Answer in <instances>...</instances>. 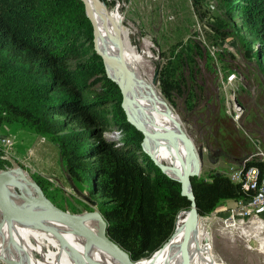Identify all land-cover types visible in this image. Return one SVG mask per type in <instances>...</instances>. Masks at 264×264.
<instances>
[{"label":"rangeland","instance_id":"1","mask_svg":"<svg viewBox=\"0 0 264 264\" xmlns=\"http://www.w3.org/2000/svg\"><path fill=\"white\" fill-rule=\"evenodd\" d=\"M100 1L109 12L117 11L122 16V27L130 32L136 48L142 49L145 42L150 45L148 65L153 68L152 81L159 71L186 84V92L173 102L161 93L159 82L152 85L171 112L179 116L187 138L197 148L198 157L203 149L200 172L193 178L211 181L214 174L228 177L231 167L241 165L236 163V158L245 149L239 144L245 143L251 150L246 133L257 140L249 132V124L264 121V58L258 54L259 42L239 17L232 18L227 13L224 0ZM90 3L103 12L95 3ZM222 33L228 35L224 40ZM81 42L84 56L71 60L68 69L86 73L84 81L88 87L102 91L106 82L94 67L101 62L106 76L114 82L106 62L96 52L90 37L85 36ZM43 84L44 80L35 81L25 73L19 74L14 87L24 108L37 110V97ZM235 102L243 108L239 123L233 118L236 114L233 112L232 116L229 111ZM113 105L118 104H109L110 110ZM135 130L143 136V148L144 135ZM103 138L119 142L122 132L108 128ZM217 151L219 160L213 164L210 157L215 159ZM155 166L164 176L174 178L162 163L165 170ZM16 170L26 174L31 183H37L53 205L70 214L100 212L105 202L91 193L93 173H85L82 180L70 175L55 133L41 132L34 119L15 113L7 103H0V171ZM244 199L223 201L208 216H200V230L208 234L211 250L201 253L199 264H209V259L214 264H264V246L260 245L264 242V228L257 229L264 223V209L253 207ZM186 215L178 216L173 236L178 229H186ZM3 222L4 218L0 217V223ZM257 230L263 232L260 238L256 237ZM3 239L6 246L12 242L9 234L3 233ZM35 242L29 239L31 245ZM43 247L47 253L57 251L55 245L43 244ZM31 254L36 260H42L35 252ZM140 262L144 260L135 264ZM0 264L13 263L0 258Z\"/></svg>","mask_w":264,"mask_h":264},{"label":"trees","instance_id":"2","mask_svg":"<svg viewBox=\"0 0 264 264\" xmlns=\"http://www.w3.org/2000/svg\"><path fill=\"white\" fill-rule=\"evenodd\" d=\"M224 3L227 13L239 17L259 42L258 54L264 58V0ZM85 36L94 42V28L81 0H0V103L34 119L41 132L57 135L72 177L82 180L85 173H93L91 193L105 199L100 213L108 223L109 238L139 262L172 238L179 214L189 211L191 202L182 196L181 185L161 174L144 153L143 136L127 122L121 90L106 76L104 65L94 67L106 82L99 92L85 83L86 73L68 69L71 60L84 56ZM21 73L44 80L35 111L24 108L15 91ZM158 82L172 102L187 90L184 81L165 72ZM115 102L118 105L110 110L108 105ZM108 128L122 132L119 142L103 138ZM239 145L245 149L236 158L241 164L253 147L249 151L245 143ZM252 165L261 164L247 167ZM210 180H191L199 216H208L223 201L246 198L241 185L227 176L214 174Z\"/></svg>","mask_w":264,"mask_h":264},{"label":"bare ground","instance_id":"3","mask_svg":"<svg viewBox=\"0 0 264 264\" xmlns=\"http://www.w3.org/2000/svg\"><path fill=\"white\" fill-rule=\"evenodd\" d=\"M84 1L88 6V14L94 21L97 49L105 58L110 78L122 87L129 117L147 133L144 144L147 153L155 157L158 165L161 163L165 165L167 172L175 179L183 180L187 161L189 172L193 176L199 174L200 157L196 152L195 157L190 159V145L188 138L186 139L188 136L179 116L171 112L160 98L156 87L152 85L153 68L148 65L150 45L145 42L141 46L142 49L136 48L131 40L132 35L123 28L124 25L122 27V16L117 11L109 12L106 7H100L113 21L112 24L103 12L90 3L93 0ZM124 69L127 70L128 77L123 81ZM2 174V189L13 206L32 211L46 210L38 188L29 181L26 174L20 170ZM0 217L4 218V222L0 223V258L7 263L122 264L112 252L86 238L58 218L28 222L5 217L1 211ZM82 224L96 236L101 232L102 224L96 217L88 218L82 221ZM263 228L264 223L261 222L257 229ZM258 230L256 237L260 238L259 235L263 232ZM3 233L9 234L12 240L8 246L4 243ZM185 233L186 229H178L170 243L161 251L137 264H184L185 256L189 264H199L201 253L211 250L208 245L210 243L208 234L200 230V217L193 227L186 251ZM245 235L248 237L246 233ZM253 237L255 238V235ZM29 239L36 241L34 246L29 243ZM43 244L55 245L57 251L48 250L47 253V250L43 249ZM260 245L264 246V242L262 241ZM32 252L39 255L42 260H36ZM208 261L209 264H214L212 259Z\"/></svg>","mask_w":264,"mask_h":264},{"label":"water","instance_id":"4","mask_svg":"<svg viewBox=\"0 0 264 264\" xmlns=\"http://www.w3.org/2000/svg\"><path fill=\"white\" fill-rule=\"evenodd\" d=\"M84 5H85V9H86V16L88 17V19L91 21V24L94 28V44H95V50L98 53V55L100 57L103 58V60L105 59L104 56L102 54L99 53L97 47H96V33H95V24L94 21L92 19V17L88 14V6L85 3L84 0H81ZM93 2L98 6V7H103V3L100 0H93ZM105 7V6H104ZM105 61V60H104ZM127 70L124 69V76H123V81L128 77L127 76ZM158 79H159V71H157L155 73L154 79L152 81L153 85H157L158 84ZM114 81V80H113ZM115 82V81H114ZM116 83V82H115ZM118 85V87L121 90L122 96H123V91H122V87L120 86V84L116 83ZM122 108L125 111V115H126V119L127 122L129 124H131L135 129H137L138 131H140L143 135H144V143H143V151L147 153L144 144L146 143V137H147V133L144 129H142L139 125H137L128 115V109H127V101L123 96V101H122ZM187 139V137H186ZM189 142L190 145V159L195 157L197 148L195 146V144H193L194 142L188 139L187 140ZM201 152H199L200 157L202 159V150H200ZM148 154V153H147ZM149 155V154H148ZM219 155L220 153L217 151L214 153V157L215 159H213L212 157H210V161L211 163L215 164L218 162L219 160ZM150 156V155H149ZM150 158L154 161V163L156 165V159L155 157L150 156ZM162 170H165L164 166L158 165ZM188 161H187V166H186V171L184 174V178L183 180H178L175 178H170L174 181H177L180 185H181V194L183 197L187 198L190 202H191V206L189 211H185L183 212L179 217L183 216L185 213H187L186 218L184 219L186 221V233H185V239H184V249L186 251L188 242L190 240L192 231H193V227L196 223V220L199 216L198 210H197V205H196V198L194 196L193 193V189H192V183L191 180L194 177L188 169ZM3 179V174L0 171V211L2 212V214L5 217H10L16 220H21V221H28V222H39L42 219H46V218H58L61 221H63L64 223H66L68 226L74 228L75 230H77L79 233H81L83 236H85L86 238L98 243L99 245H101L103 248L109 250L110 252H112L114 255L117 256V258L120 260V262L122 264H135L136 262H134L129 253L126 252L123 248H121L117 243H115L114 241H112L109 236H108V223L107 221L104 219L103 215L99 212V211H93V212H88V213H84V214H80V215H73L70 214L69 212H65L63 210H61L60 208L56 207L55 205H53L45 196L43 190L37 185V183L33 182V184L38 188L39 191V196L41 201L44 203L46 210L45 211H32V210H27V209H21L18 207H15L11 204V202L9 201V199L7 198L5 192L2 189L1 186V181ZM92 217H96L99 219L100 223L102 224V228H101V232L99 235H95L91 230H89L85 225L82 224V221L88 219V218H92ZM184 264H189L188 262V258L187 256H185L184 258Z\"/></svg>","mask_w":264,"mask_h":264},{"label":"built area","instance_id":"5","mask_svg":"<svg viewBox=\"0 0 264 264\" xmlns=\"http://www.w3.org/2000/svg\"><path fill=\"white\" fill-rule=\"evenodd\" d=\"M235 104L229 111L232 116L233 112L236 114V118H233L239 123L243 108L237 102ZM246 135L252 144V152L240 166L230 168L228 178L232 183L241 185L242 192L246 196L244 200H248L249 205L264 209V149L249 133H246ZM252 162L261 165L247 167V164Z\"/></svg>","mask_w":264,"mask_h":264},{"label":"crops","instance_id":"6","mask_svg":"<svg viewBox=\"0 0 264 264\" xmlns=\"http://www.w3.org/2000/svg\"><path fill=\"white\" fill-rule=\"evenodd\" d=\"M248 127L249 132L254 135V137L264 149V121L263 123H261V121L252 122Z\"/></svg>","mask_w":264,"mask_h":264}]
</instances>
